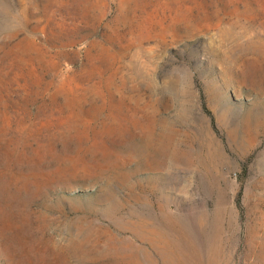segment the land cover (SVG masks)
Returning <instances> with one entry per match:
<instances>
[{
	"label": "rangeland",
	"instance_id": "374dc122",
	"mask_svg": "<svg viewBox=\"0 0 264 264\" xmlns=\"http://www.w3.org/2000/svg\"><path fill=\"white\" fill-rule=\"evenodd\" d=\"M0 264H264V0H0Z\"/></svg>",
	"mask_w": 264,
	"mask_h": 264
}]
</instances>
